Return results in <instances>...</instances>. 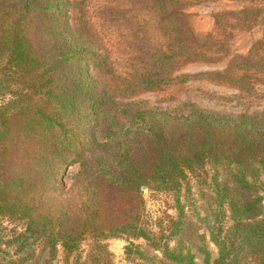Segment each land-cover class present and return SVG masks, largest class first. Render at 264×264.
<instances>
[{
    "label": "trees",
    "instance_id": "16d2710c",
    "mask_svg": "<svg viewBox=\"0 0 264 264\" xmlns=\"http://www.w3.org/2000/svg\"><path fill=\"white\" fill-rule=\"evenodd\" d=\"M130 1L132 9L102 14L136 20L123 75L76 0H0V96L10 98L0 105V227L19 226L9 240L0 234V264H115L111 239L129 241L127 259L140 264H264V111L165 112L129 101L187 83L192 76L177 71L222 61L236 31L262 25L247 55L201 73L255 94L264 85V0L217 14L205 37L185 11L202 0ZM70 166L79 170L67 187ZM206 166L205 215L192 220L184 181ZM145 190L173 194L168 234L149 227Z\"/></svg>",
    "mask_w": 264,
    "mask_h": 264
},
{
    "label": "rangeland",
    "instance_id": "374dc122",
    "mask_svg": "<svg viewBox=\"0 0 264 264\" xmlns=\"http://www.w3.org/2000/svg\"><path fill=\"white\" fill-rule=\"evenodd\" d=\"M242 1L202 0L185 11L189 14V21L194 32L198 36L205 37L215 30V16L217 14L225 11L241 10L245 6ZM76 6L77 9L79 7L78 17L81 19L83 16L82 12L84 11L85 17L91 20L90 24L92 25L93 32L98 35L103 45L108 47L113 68L123 75L126 74L130 70L129 59L134 55L132 49L129 48V44L133 39L130 23L136 21L131 20L133 12L127 14L130 22L121 19L119 16L111 15L105 21L102 14L114 7L122 10L132 9L131 1L76 0ZM262 36V25L251 30L236 31L235 37L231 41L230 53L222 61L209 64L204 62L188 64L175 74L191 75L192 77L187 83H176L162 90L146 91L129 101L136 102L138 106L143 108L158 109L165 112L184 110L190 105L209 111L233 115H252L263 112L264 85H257L255 87V94H249L234 86L201 78V73L225 70L236 55H247L254 43L260 40ZM9 99L8 96L5 98L0 96V105L6 103ZM78 170V166H70L65 170L67 187L72 183L71 178ZM211 174L212 170L210 166H206L197 172L188 173V177L184 181L181 202L186 206V214L192 220H197V214H201L202 218L205 215L204 211L208 201L205 198V194H207ZM144 198L149 227L159 237L168 234L172 219L178 216L177 204L173 194L145 190ZM18 227L17 224L4 219L1 221L0 234L5 240H9ZM131 242L142 244L140 241L132 240ZM105 243L113 254L115 264H140V260L138 259H127L126 247L129 245V241L126 239H111ZM88 250L89 244L86 243L82 246L83 257L86 256ZM14 251L15 249L13 248L8 249L11 255L14 254ZM59 255L61 258L62 253L60 252ZM55 264H62V261L59 260Z\"/></svg>",
    "mask_w": 264,
    "mask_h": 264
}]
</instances>
